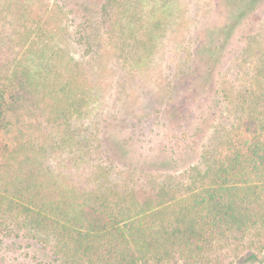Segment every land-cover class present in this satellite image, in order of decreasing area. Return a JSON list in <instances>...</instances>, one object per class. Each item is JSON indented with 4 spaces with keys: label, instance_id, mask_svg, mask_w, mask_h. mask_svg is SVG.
Here are the masks:
<instances>
[{
    "label": "trees",
    "instance_id": "1",
    "mask_svg": "<svg viewBox=\"0 0 264 264\" xmlns=\"http://www.w3.org/2000/svg\"><path fill=\"white\" fill-rule=\"evenodd\" d=\"M24 3L5 0L0 11V233L25 230L50 246L58 264H215L222 244L246 238L233 264L264 262V111L243 121L234 140L206 148L186 178L150 176L121 190L93 165L87 179H74L70 167L93 163L83 157L96 136L74 123L93 110L94 81L52 48V8L29 21ZM139 18L113 33L122 52L135 46ZM19 77L37 93V133L10 129ZM52 151L66 154L57 171Z\"/></svg>",
    "mask_w": 264,
    "mask_h": 264
},
{
    "label": "rangeland",
    "instance_id": "2",
    "mask_svg": "<svg viewBox=\"0 0 264 264\" xmlns=\"http://www.w3.org/2000/svg\"><path fill=\"white\" fill-rule=\"evenodd\" d=\"M21 1L29 21L52 8L46 34L52 48L81 65L91 85L94 81L93 110L74 123L96 136L83 157L93 163L70 167L74 179H87L93 165L100 179L121 190L150 176L186 178L202 164L206 148L225 137L234 140L237 130L243 134V121L264 111V0ZM4 3L0 0V11ZM106 3L111 14L103 11ZM132 15L141 17L136 23H144V32L139 29L131 52L128 47L122 52L113 33ZM23 82L14 81L10 129L37 133L41 107L36 91ZM65 156L52 151L49 165L57 171ZM238 241L222 244L215 264H233L245 250H233ZM242 241L237 245L248 242ZM0 264L58 261L47 243L14 229L0 233Z\"/></svg>",
    "mask_w": 264,
    "mask_h": 264
}]
</instances>
